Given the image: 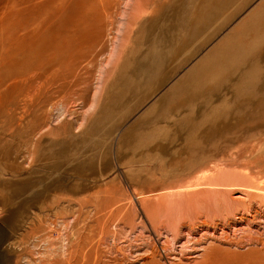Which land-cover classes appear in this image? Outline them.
I'll use <instances>...</instances> for the list:
<instances>
[{"label":"rangeland","instance_id":"rangeland-1","mask_svg":"<svg viewBox=\"0 0 264 264\" xmlns=\"http://www.w3.org/2000/svg\"><path fill=\"white\" fill-rule=\"evenodd\" d=\"M110 1L0 0V264H264V114L194 149L264 104V0Z\"/></svg>","mask_w":264,"mask_h":264},{"label":"bare ground","instance_id":"bare-ground-1","mask_svg":"<svg viewBox=\"0 0 264 264\" xmlns=\"http://www.w3.org/2000/svg\"><path fill=\"white\" fill-rule=\"evenodd\" d=\"M91 1H93V4H94V6L92 7V10L94 11V12H96L97 11V5L96 4H102V8H103V10L104 11H106L107 12V10H108V6L109 7H114L115 5H117V4H115V3H113L112 1H110V0H91ZM152 1V0H151ZM150 0H139V2H140V6L142 7V8H146L148 5H149V3L151 2ZM213 1V0H212ZM124 2H127V3H124V6L125 7H127L128 6V4L130 3V1L128 0V1H125L124 0ZM210 3V2H209ZM219 4V3H218ZM121 5V4H120ZM120 5L119 6H116V9L117 8H120ZM138 5V4H137ZM100 6V5H99ZM132 6V5H131ZM216 6V5H215ZM138 7V6H137ZM128 8H130V7H128ZM142 8H141V10L139 11V12H141V11H143L142 10ZM215 8V7H214ZM214 8H212V9H214ZM131 9V8H130ZM136 9H138V8H136L135 7V10ZM140 9V8H139ZM70 10V9H69ZM102 12V11H101ZM132 12V11H131ZM130 12V13H131ZM138 12V11H137ZM105 13V12H104ZM203 13V12H202ZM101 14V13H100ZM106 14V13H105ZM110 24V23H109ZM96 44V43H95ZM191 48V47H190ZM228 64V63H227ZM136 68H138L139 69V66H136ZM226 68H228V67H226ZM220 70V72H219V70ZM223 70H224V68H223ZM36 72V71H35ZM212 73H210V75H211ZM219 74H221V68H218L217 67V73H214V75H211V76H206L205 78H204V81H207L209 78L210 79H213L214 77H216L217 75H219ZM41 76H42V74H41ZM188 76V75H187ZM186 76V77H187ZM33 77V76H32ZM190 78V77H189ZM188 77H187V80L189 79ZM39 79V78H38ZM192 81V80H191ZM187 83H188V81H187ZM185 86V84H183L182 86H181V88H180V90L183 88ZM201 85H196L195 86V88H194V90H193V92H191V94L190 95H192V94H196V95H198L199 93L201 94V92H202V90H201ZM178 88V87H177ZM184 90V89H183ZM262 90H263V92H264V86H263V88H262ZM2 95V94H1ZM165 100V98L163 99H160V102H163ZM188 101V100H187ZM187 101H184V103L185 102H187ZM259 101V100H258ZM258 101L257 102H253V101H250L249 100V102H246V103H238L237 105H236V107H234L233 109H231L230 110V112H229V114H227V116H229L230 117V120H228V121H233V123H231V122H227V121H222V118H217L216 120H217V122H216V126H214L213 127V129H212V134H211V131L210 132H205V136H203L202 138H201V142L199 143V141H198V143H197V145H196V143L194 144V146H195V152H197L198 154L200 153V152H202L201 150L202 149H206V150H209V149H211V147H212V144L215 142V140H216V143L217 142H223V143H230V142H234V141H238V140H241L242 139V137H244L245 136V133L247 134V133H249V132H251V131H253V130H258L259 128H262V127H260V124H258V123H260V122H258L259 120L261 121L263 118V114H264V104H261V103H258ZM264 101V100H263ZM183 103V102H182ZM181 103V104H182ZM180 105V104H179ZM171 109V108H170ZM219 117V116H218ZM224 117V116H223ZM215 120V121H216ZM250 122V124L252 123V125L249 127V128H247V127H245V126H242V125H244L246 122ZM227 122V123H226ZM215 123V122H214ZM262 123V122H261ZM210 124V123H209ZM249 124V123H248ZM247 124V125H248ZM247 128V129H246ZM214 131V132H213ZM232 131H235V133H233ZM237 133H239V134H237ZM258 140V139H257ZM254 141H256V140H254ZM217 145V144H216ZM219 145V144H218ZM206 150H204L203 152H205ZM200 151V152H199ZM199 159V158H198Z\"/></svg>","mask_w":264,"mask_h":264}]
</instances>
